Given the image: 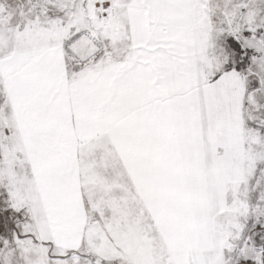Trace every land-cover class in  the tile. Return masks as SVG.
Here are the masks:
<instances>
[{
  "label": "snow or ice",
  "instance_id": "obj_1",
  "mask_svg": "<svg viewBox=\"0 0 264 264\" xmlns=\"http://www.w3.org/2000/svg\"><path fill=\"white\" fill-rule=\"evenodd\" d=\"M0 264H264V0H0Z\"/></svg>",
  "mask_w": 264,
  "mask_h": 264
}]
</instances>
